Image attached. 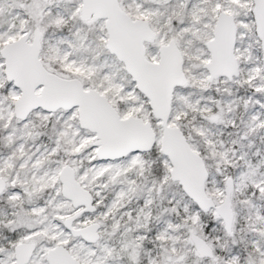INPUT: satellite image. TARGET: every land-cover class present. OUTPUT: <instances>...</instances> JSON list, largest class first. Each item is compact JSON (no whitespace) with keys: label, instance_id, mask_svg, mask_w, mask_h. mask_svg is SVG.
Here are the masks:
<instances>
[{"label":"snow or ice","instance_id":"obj_1","mask_svg":"<svg viewBox=\"0 0 264 264\" xmlns=\"http://www.w3.org/2000/svg\"><path fill=\"white\" fill-rule=\"evenodd\" d=\"M0 264H264V0H0Z\"/></svg>","mask_w":264,"mask_h":264}]
</instances>
